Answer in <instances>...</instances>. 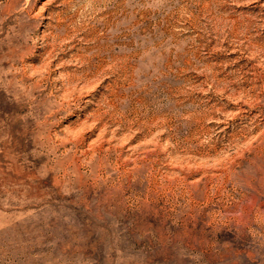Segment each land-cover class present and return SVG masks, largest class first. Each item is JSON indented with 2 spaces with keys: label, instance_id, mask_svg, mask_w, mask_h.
<instances>
[{
  "label": "rangeland",
  "instance_id": "1",
  "mask_svg": "<svg viewBox=\"0 0 264 264\" xmlns=\"http://www.w3.org/2000/svg\"><path fill=\"white\" fill-rule=\"evenodd\" d=\"M0 264H264V0H0Z\"/></svg>",
  "mask_w": 264,
  "mask_h": 264
}]
</instances>
